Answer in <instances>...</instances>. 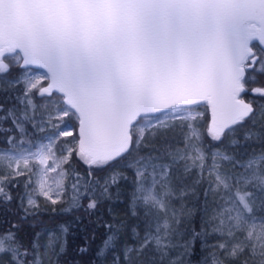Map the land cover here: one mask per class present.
Returning a JSON list of instances; mask_svg holds the SVG:
<instances>
[{
	"label": "snow or ice",
	"instance_id": "obj_1",
	"mask_svg": "<svg viewBox=\"0 0 264 264\" xmlns=\"http://www.w3.org/2000/svg\"><path fill=\"white\" fill-rule=\"evenodd\" d=\"M258 76L264 0H0V264H264Z\"/></svg>",
	"mask_w": 264,
	"mask_h": 264
},
{
	"label": "trees",
	"instance_id": "obj_2",
	"mask_svg": "<svg viewBox=\"0 0 264 264\" xmlns=\"http://www.w3.org/2000/svg\"><path fill=\"white\" fill-rule=\"evenodd\" d=\"M16 71H19L18 69ZM262 81H264V77H257V85L258 86ZM257 149L259 145H254ZM83 169H81L82 171ZM116 219H127L125 209L123 206H119L115 208ZM56 214L53 213H46L44 215V219L46 222L51 224L52 218ZM102 220H112L114 219L113 216L108 215L106 212L101 213ZM95 233V240L91 242V247L95 250L97 247L100 246L101 241L104 239L105 236V229L102 225L96 224V217H84L83 223L79 225V227L73 228L71 235L69 236V245H70V256L75 252V246L83 243L84 237L88 236L91 237L92 234ZM199 258V254H196V257L193 259V264H197V259ZM87 259V257H85ZM71 264V261H70ZM79 264V261H77Z\"/></svg>",
	"mask_w": 264,
	"mask_h": 264
},
{
	"label": "rangeland",
	"instance_id": "obj_3",
	"mask_svg": "<svg viewBox=\"0 0 264 264\" xmlns=\"http://www.w3.org/2000/svg\"><path fill=\"white\" fill-rule=\"evenodd\" d=\"M49 163H51V161ZM49 175L50 176H55V173H50Z\"/></svg>",
	"mask_w": 264,
	"mask_h": 264
}]
</instances>
